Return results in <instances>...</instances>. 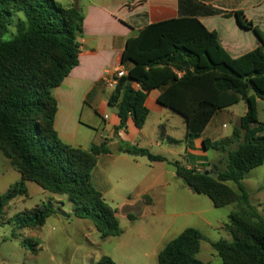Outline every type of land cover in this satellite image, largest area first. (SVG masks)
<instances>
[{
    "label": "trees",
    "instance_id": "16d2710c",
    "mask_svg": "<svg viewBox=\"0 0 264 264\" xmlns=\"http://www.w3.org/2000/svg\"><path fill=\"white\" fill-rule=\"evenodd\" d=\"M236 16L242 27L250 26L240 12ZM83 26L84 13L74 5L0 0V152L21 175V181L0 196L1 225L37 228L57 214L53 205L42 204L5 221V209L28 197L27 182H32L67 196L75 205L72 215L89 220L102 239L122 234L117 211L92 184L99 157L111 153L109 141L86 150L65 144L55 129L54 90L79 65ZM260 39L263 47L232 58L218 35L196 18L151 24L127 41L121 63L132 66L109 99L119 110L116 131L127 129L130 118L142 129L149 116L148 94L163 89L158 103L185 118L192 139L201 136L218 111L245 102L247 112L232 136L203 140L206 151L223 155L211 171L170 162L146 148L124 144L119 148L152 163L173 165L185 186L208 197L217 209L236 205L227 225L232 240L212 245L223 264H264V217L243 184L264 164V124L258 121L256 106L258 99L264 100V35ZM203 238L198 229H185L159 252L158 264H206L198 259ZM96 264L116 262L103 256Z\"/></svg>",
    "mask_w": 264,
    "mask_h": 264
},
{
    "label": "crops",
    "instance_id": "0c3cea01",
    "mask_svg": "<svg viewBox=\"0 0 264 264\" xmlns=\"http://www.w3.org/2000/svg\"><path fill=\"white\" fill-rule=\"evenodd\" d=\"M65 2H69L65 5H74L84 13V35L80 39L78 67L54 90L58 102L55 129L65 144L86 150L105 140L118 139L115 150L109 147L111 153L99 157L92 175V184L104 200L109 204L116 201L124 204L131 200L140 204L143 209L149 208L152 194L171 186L168 176L177 177L173 165L166 162L152 163L146 157L119 152L122 144L146 148L155 155L166 157L170 162H179L177 159H182L190 169L211 171L223 155L213 150L206 151L203 140L216 142L232 136L247 112L245 102L241 101L218 111L201 136L192 139L188 136L185 118L158 103L157 98L163 89H157L151 91L146 99L149 116L145 126L138 128L133 118H130L127 129L116 131L120 125L119 110L117 106L109 103L115 89L107 85L106 79L119 68L127 72L132 66L121 63L122 54L130 38L151 24L170 19H198L209 31L218 35L220 45L232 58L242 57L263 47L260 35H264V0ZM237 12L242 14L243 21L248 23L249 27L240 25ZM133 86L138 89L137 84ZM242 103L244 109L239 111ZM256 106L258 121L264 124V100L258 99ZM86 110L91 113H86ZM85 113L89 119L91 116H98L102 123L96 127L86 125L82 120ZM150 120L156 121L152 133L147 131ZM262 134L264 135V132ZM153 147L162 149V152H153ZM257 171L259 173L255 176L254 189L256 195L247 184V178ZM244 186L252 204L261 209L264 217V164L246 176ZM146 201L149 204H146ZM134 217V220L138 219Z\"/></svg>",
    "mask_w": 264,
    "mask_h": 264
},
{
    "label": "rangeland",
    "instance_id": "374dc122",
    "mask_svg": "<svg viewBox=\"0 0 264 264\" xmlns=\"http://www.w3.org/2000/svg\"><path fill=\"white\" fill-rule=\"evenodd\" d=\"M58 1L63 5L70 2ZM238 109L243 110L244 103ZM86 113L82 118L86 125L96 127L102 123L98 116L89 119ZM155 124L150 120L147 131L152 133ZM118 143L117 138L109 139L112 150ZM153 148V152H162ZM177 160L185 165L184 160ZM257 173L247 178L256 195ZM168 178L171 186L154 192L149 208L143 209L131 200L124 204L108 203L118 212L123 235L106 239L101 238L89 220L72 215L75 205L67 196L52 194L27 182L28 197L15 200L5 209V221L42 204L53 205L57 214L37 228L17 229L14 224H0V264H96L103 256L111 257L116 264H158V253L187 228L198 229L204 237L198 259L206 264H223L212 245L232 240L227 225L236 205L217 209L208 197L194 194L180 178ZM19 181L21 175L0 152V196ZM230 185L238 191L234 183ZM258 211L261 213V209ZM130 214L138 219L130 220Z\"/></svg>",
    "mask_w": 264,
    "mask_h": 264
},
{
    "label": "built area",
    "instance_id": "2783aa9c",
    "mask_svg": "<svg viewBox=\"0 0 264 264\" xmlns=\"http://www.w3.org/2000/svg\"><path fill=\"white\" fill-rule=\"evenodd\" d=\"M127 75V72L125 71V69L123 68H119L118 70H116L112 76H110L109 78L106 79V82H107V85L110 87V88H116L119 80L121 78H123L124 76Z\"/></svg>",
    "mask_w": 264,
    "mask_h": 264
},
{
    "label": "water",
    "instance_id": "95a60500",
    "mask_svg": "<svg viewBox=\"0 0 264 264\" xmlns=\"http://www.w3.org/2000/svg\"><path fill=\"white\" fill-rule=\"evenodd\" d=\"M210 175H211V174H210ZM214 177H215V178H217V177H218V175H214Z\"/></svg>",
    "mask_w": 264,
    "mask_h": 264
}]
</instances>
